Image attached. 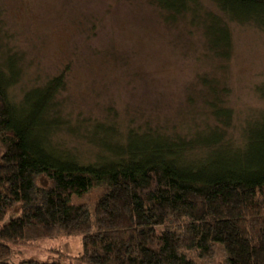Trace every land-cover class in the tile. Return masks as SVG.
<instances>
[{"label":"trees","instance_id":"trees-1","mask_svg":"<svg viewBox=\"0 0 264 264\" xmlns=\"http://www.w3.org/2000/svg\"><path fill=\"white\" fill-rule=\"evenodd\" d=\"M142 2L163 29L182 22L197 34L210 63L182 86L184 106L166 100L153 116L67 110L69 64L25 79L24 54L0 27V221L12 213L0 264H14L13 245L71 234L82 236L79 255L17 264H208L216 243L225 264H264V78L254 86L263 103L244 109L227 83L237 31L264 36V0ZM74 13L73 32H94L97 17ZM100 186L91 205L85 194Z\"/></svg>","mask_w":264,"mask_h":264},{"label":"rangeland","instance_id":"rangeland-1","mask_svg":"<svg viewBox=\"0 0 264 264\" xmlns=\"http://www.w3.org/2000/svg\"><path fill=\"white\" fill-rule=\"evenodd\" d=\"M142 1L0 0V7L7 5V10L0 13V27L10 34L9 43L24 54L28 71L25 79L37 72L40 78L55 74L69 64L63 92L68 99L67 110L102 116L101 110L109 104L118 109L129 105L127 109L134 107L153 116L166 100L171 110L178 104L184 106L180 103L182 86L192 82L210 63L202 56L197 34L187 36L182 22L163 29L157 25L153 10H146ZM76 11L86 14L88 19L97 17L94 32H73L72 18L78 19ZM187 39L195 42L187 43ZM109 49L121 53L124 59H114ZM263 78L264 36L250 28L238 30L235 54L227 72V83L232 89L230 102L241 109L260 106L263 101L255 94L254 86ZM101 191V186L94 187L84 198L93 205ZM11 217L12 213H8L0 224ZM170 221L157 226L156 231H162ZM59 251L79 255L82 236L58 235L37 239L32 244L13 245L9 261L14 264L26 259L51 261L59 256ZM63 261L90 264L75 257ZM225 263L224 250L216 243L208 264Z\"/></svg>","mask_w":264,"mask_h":264}]
</instances>
